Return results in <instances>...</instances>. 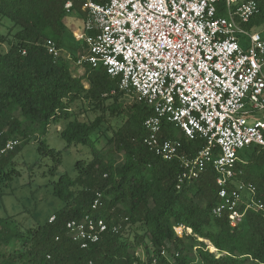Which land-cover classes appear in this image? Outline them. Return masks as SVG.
Wrapping results in <instances>:
<instances>
[{
  "label": "trees",
  "instance_id": "trees-1",
  "mask_svg": "<svg viewBox=\"0 0 264 264\" xmlns=\"http://www.w3.org/2000/svg\"><path fill=\"white\" fill-rule=\"evenodd\" d=\"M67 1L0 0V24L10 21L16 27L14 33L0 31V45L9 44L8 49H0V147L10 138L24 142L44 134L52 123L67 119L60 136L68 146L88 148L91 155L76 161V176L65 173L53 182V194L65 204L52 214V221L25 229L15 227L11 217H0V264H264L262 213L247 210L236 226L226 216L212 215L219 197L210 165L200 178L177 188L180 163L164 160L144 141L143 123L153 114L152 108L142 102L117 101L125 93L105 67L85 65L78 76L70 61L55 60L48 53L42 44L46 38L68 47L74 57L83 46L66 20ZM70 1V13L84 22L86 0ZM257 1L260 13L247 24L250 29L264 26V0ZM109 97L115 100L107 108L120 116V123L106 149L98 146L96 138L103 115L87 122L71 118V110L78 99L97 105ZM162 128V136L181 139V150L189 155L205 145L202 137L184 138L173 123L164 121ZM38 150L53 159V173L62 161L61 150L51 148L45 139L39 140ZM14 153L0 158V182L18 174L15 168L7 170ZM237 169L239 178L254 183L264 201V147L252 144L242 149ZM97 191L102 193V204L93 213L109 224L122 220V228L109 230L98 242L81 248L67 234L66 223L92 211ZM178 224L190 227L192 234L178 236L174 229ZM132 227L136 229L131 239L126 232ZM146 239L151 255L144 259L138 247Z\"/></svg>",
  "mask_w": 264,
  "mask_h": 264
},
{
  "label": "built area",
  "instance_id": "built-area-1",
  "mask_svg": "<svg viewBox=\"0 0 264 264\" xmlns=\"http://www.w3.org/2000/svg\"><path fill=\"white\" fill-rule=\"evenodd\" d=\"M86 6L83 26L75 32L83 42L77 57L51 38L42 42L48 53L80 69L105 67L120 90L152 108L143 123L144 141L164 160L180 163L177 188L200 178L210 165L219 197L212 215L228 217L232 226L247 210L264 215L255 184L241 180L237 169L242 149L264 147V120H250L255 110L264 109V26L247 27L260 13V3L86 0ZM72 8L73 2L67 1L66 12ZM164 121L173 123L186 139L204 138V147L195 155L183 152L181 139L162 136ZM22 142L20 137L8 139L0 147V158ZM101 198L97 191L92 211L66 223L67 234L81 248L122 228V220L109 224L93 213ZM53 219L51 215L49 221ZM174 229L178 236L192 234L183 224ZM162 254L167 256L165 250Z\"/></svg>",
  "mask_w": 264,
  "mask_h": 264
},
{
  "label": "rangeland",
  "instance_id": "rangeland-1",
  "mask_svg": "<svg viewBox=\"0 0 264 264\" xmlns=\"http://www.w3.org/2000/svg\"><path fill=\"white\" fill-rule=\"evenodd\" d=\"M68 23L73 24L75 30H80L83 21L72 13L66 17ZM16 27H12V23L7 21V25L0 24V31L3 33H14ZM75 31V32H76ZM75 37V33H74ZM76 39V38H75ZM8 43L1 44L0 49H8ZM69 51L68 47H62ZM75 75H83L85 69L73 67ZM87 86L88 84L85 83ZM124 99L127 105L133 102V99L124 94L118 97V100ZM115 100L114 97L107 98L103 104H93L84 99H78L72 104V117L80 120L91 122L97 116L103 115L104 121L100 129L96 133L99 139L98 146L109 147L108 140L113 134V130L120 123V116H114L107 108V104ZM251 104L248 103V108ZM18 114V113H17ZM264 120V109L255 110L251 121L256 119ZM67 119H61L59 123H52L44 134H36L25 140L19 149H16L12 156L11 162L7 170L15 168L18 174L7 183L0 182V217H11L17 228H29L37 224L46 222L49 217L57 210L64 206V201L53 194V182L58 180L62 174L76 176V161L86 156L91 157L90 150L82 145H70L60 136V132L66 124ZM45 139L51 148L61 150L62 161L52 173L54 161L50 156L42 155L38 150V142ZM118 162L122 161V156H117ZM136 227L129 228L127 231L130 238L134 237ZM126 230V229H125ZM208 244L209 241H207ZM211 249V248H210ZM138 253L146 259L151 255V244L148 239L144 244L138 247Z\"/></svg>",
  "mask_w": 264,
  "mask_h": 264
},
{
  "label": "bare ground",
  "instance_id": "bare-ground-1",
  "mask_svg": "<svg viewBox=\"0 0 264 264\" xmlns=\"http://www.w3.org/2000/svg\"><path fill=\"white\" fill-rule=\"evenodd\" d=\"M212 249H213V250H215V248H214V247H212Z\"/></svg>",
  "mask_w": 264,
  "mask_h": 264
},
{
  "label": "crops",
  "instance_id": "crops-1",
  "mask_svg": "<svg viewBox=\"0 0 264 264\" xmlns=\"http://www.w3.org/2000/svg\"><path fill=\"white\" fill-rule=\"evenodd\" d=\"M261 28V27H260ZM254 116V115H253ZM259 119V118H258ZM263 120V119H262Z\"/></svg>",
  "mask_w": 264,
  "mask_h": 264
}]
</instances>
